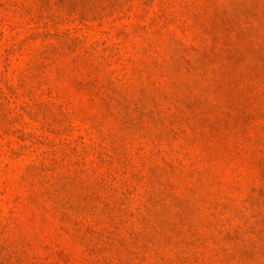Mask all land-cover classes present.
I'll use <instances>...</instances> for the list:
<instances>
[{"label":"rangeland","instance_id":"1","mask_svg":"<svg viewBox=\"0 0 264 264\" xmlns=\"http://www.w3.org/2000/svg\"><path fill=\"white\" fill-rule=\"evenodd\" d=\"M0 264H264V0H0Z\"/></svg>","mask_w":264,"mask_h":264}]
</instances>
